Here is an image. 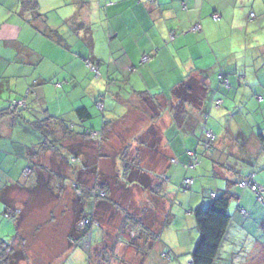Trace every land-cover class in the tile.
I'll list each match as a JSON object with an SVG mask.
<instances>
[{"label":"crops","instance_id":"obj_1","mask_svg":"<svg viewBox=\"0 0 264 264\" xmlns=\"http://www.w3.org/2000/svg\"><path fill=\"white\" fill-rule=\"evenodd\" d=\"M52 1L44 0L47 9H43L41 0H39V9L46 13L51 10L61 11L59 19L68 26L65 31L69 34L70 39L72 38L71 45L70 41L61 44V40L64 38L60 34L59 40L45 35L44 31L47 30L48 24L39 19L31 20L29 14H23L19 0H0V109L5 107L7 100L21 97L33 80L39 82L40 101L35 105L37 109L44 108L43 98H46L45 94L49 93L46 83L60 81L63 84L62 90L64 87H69L64 90V94L71 97L70 104L72 105L76 104V100L80 102L84 93L95 92V87L92 92H87L91 87V82L94 84V81L88 79L87 76L77 79L74 76V71H68L65 68V62L61 63L58 60V55L64 56L65 50L72 49V46L74 48L77 45L78 47L84 46L82 48L87 47L89 50L87 53L92 60L97 62L105 60L108 67L116 64V71L113 75L119 76L120 72L122 75L114 80L122 82L123 76L128 71L126 82L130 81L131 86L136 90H146L149 93L154 88H158L156 91L162 89L163 91L160 92L166 93L189 72L197 73L200 72V69L206 70L208 75L209 72L217 70V74L222 72L225 76L235 80L233 75H236L235 73L238 71L237 59L242 57L247 61L250 56L255 61L254 72L256 73L251 74L249 81L251 84L262 82L255 90L253 87L251 88V103L249 100L246 103L244 101L238 103L230 96L229 92L224 95L225 99L222 97L223 100L219 103H222L221 105H209L210 99L209 103H205L204 108L207 114L210 113V118L214 116L213 124L209 129L218 139L217 148L219 151H216L218 153L216 158H224L229 154L243 156L244 160L248 162L255 161L253 163L254 170L259 166L264 169V149L261 148L260 140L256 134L258 128L264 127V123L259 119L260 115H264V106H256L258 109L255 110L254 117L252 116L256 102L254 96H264V45L258 44L262 48L260 53L253 51L257 47L254 46L257 43L251 46L250 39L246 37L249 31L248 24L243 34L246 39L240 38V29L242 24L244 25V21L240 19V7H244L243 10L246 12L245 3H250L251 0H110L105 4L101 0H56L54 3ZM97 1L100 3H96ZM214 13L219 15L218 20L211 18ZM195 25H199L198 30H192ZM48 26L60 32L64 31V28L60 27L58 23H51ZM221 31L225 35L219 36L218 33ZM97 33H100L101 36L99 44L95 41ZM96 47H103V49L99 52L96 51ZM243 49L244 55L240 53V50L243 51ZM77 52H80L79 49L75 51V53ZM145 55H148L147 60L141 61ZM67 57L71 59L70 61H74L70 56ZM45 64L52 67L49 70L43 68ZM243 72L246 73V70ZM61 75L63 79H55ZM87 81L88 84L85 85ZM133 81L138 82V85L142 84L143 87H137L138 85H135ZM205 82L207 84L208 77ZM211 85H208L210 90H213L214 87L215 90L209 97L211 98L213 95L219 99L221 89L218 91L216 90L218 85L214 87ZM81 86L84 92L80 90ZM115 90L112 89L110 92H116ZM222 106H224V111L220 112L219 109ZM62 109L63 107L60 106V110ZM118 110L121 112L120 108ZM12 117H0V223L3 221L2 219L11 222L4 214L5 201L8 200V204L15 209L26 210L27 215L18 228L21 238L24 239L22 248L25 259L22 261L20 259L19 262H21L20 264H43L44 260L42 259V263H36L35 259L31 263L33 254L44 257L43 251H41L43 248L38 244H32L34 240L31 236L37 235H33V230H35L33 224L39 216L35 214L34 210L37 211L38 208L50 204L48 192L53 191V199L55 193L60 190L56 188L57 182L54 180L47 183L49 188L45 178L41 180V184L36 181L35 173L32 171L33 162L30 159L33 156H31L30 148L35 146L33 144L38 142L39 137L31 125L24 122L23 118ZM229 120H233L234 124L231 125ZM162 123L164 127L162 140L167 155L169 158L179 155L180 160L186 161L183 151L186 147L191 148L193 144L195 146V139H186L185 135L181 137L175 127L171 126L169 116H167V121H162ZM185 127L187 130H192L190 124ZM203 127L208 128L205 124ZM217 174L221 178H219L221 187L225 183L223 179L232 176L229 171ZM217 178L215 177V179ZM259 183L264 184V177L260 178ZM57 195L61 196L58 199L62 204L68 205L67 214L62 216L64 218L62 222L64 233L60 238L66 242L76 207L72 205L73 202L67 201L65 196ZM251 196L253 194L249 190H243L238 200L241 206H237L249 211L250 215L251 209L256 206L254 207L252 203L251 205L244 204V201H249ZM43 209L46 210L47 216L49 208ZM50 214L51 223L53 221L55 223L56 219H62L56 218L52 210ZM52 216L53 219H56L52 220ZM242 219L243 226H247L251 231L249 233L252 242H250L248 251L250 253L248 263L251 261V264H257L251 253V244L255 242L263 246L256 251L257 255L259 252L260 254L264 253V232L262 231L264 230V218L258 220L257 229L253 226L257 219L249 215ZM46 224L47 222L44 220L41 225L38 223L36 226L40 229ZM229 226L233 228L232 224ZM14 229V233L6 238L0 232V239H12L17 231L15 226ZM232 235L236 238L233 233ZM230 237H232L231 234L226 233L215 264H223L224 253L235 252V249L228 248L230 241L235 239L230 240ZM18 242V240H14L12 245L19 250ZM35 245V252L32 253L30 249ZM171 250H169V255ZM177 250L181 251L180 248ZM160 253L159 257L161 258Z\"/></svg>","mask_w":264,"mask_h":264},{"label":"trees","instance_id":"obj_2","mask_svg":"<svg viewBox=\"0 0 264 264\" xmlns=\"http://www.w3.org/2000/svg\"><path fill=\"white\" fill-rule=\"evenodd\" d=\"M38 1L39 0H19L21 11L23 14H29L31 20L39 19L45 23L47 17L46 12L40 11ZM211 18L213 20L219 19V17L215 19L212 16ZM46 27L47 30L44 31L45 35L59 40L58 30L52 29L49 26ZM84 57L87 58L85 59V65L93 71V78L96 76L100 77L101 75L99 74L98 67L102 60L97 62L89 57ZM88 63H90V65ZM255 73L256 72H251L253 75ZM235 74L236 78L234 81H236V84L233 87L248 86L247 79H245L247 78L246 73L237 71ZM207 77L208 73L206 70L200 69V72L197 73L189 72L185 78L181 79L169 90V94L160 91L149 93L146 90H136L131 84L125 87H129L127 90L128 94H124L122 93L121 84L127 79H122V82L114 79L110 80L111 78L107 75V77H104L107 84L110 81L119 84L118 88L115 90L116 92H113L114 96L111 95L116 102H119L121 105L120 107L111 105L107 107L106 94L102 95L101 93H98L93 101L96 110L99 112V115L96 114L100 119L98 127L86 125L88 120L93 119L95 116L84 104L72 109L75 120H71V117L69 118L67 115L63 114L50 115L46 106L37 109L35 105L40 101V96L38 95L39 82H37V80H33L30 83L21 97L7 100L5 107L0 109V117L20 116L21 119L23 118L24 122H28L33 130L37 132L39 140L36 144H33V146L35 145L34 147L30 148L31 156H33L30 160L33 162L32 171L35 173L36 181L41 184V180L45 178L47 184L51 180H54L57 182L56 188L60 190L55 194L65 196V185L67 183L65 179L68 177V181L72 188L71 190H73L72 199L76 202V204L73 202L72 205L75 207H77V205L79 206L77 217H74L75 219L73 218V223L68 232V245L70 247L75 245L76 242L88 233L93 225L97 224L100 226V229L102 230L101 232L104 236L103 241L105 240V243H102V241L100 245L105 246L95 251L94 248H97L98 245L96 247L87 248L88 264H104L103 262H108L109 259L107 256L116 255L115 252L118 240L123 239L119 233L112 235L107 234L109 235L107 238H110V240L105 239L107 233L105 226L104 224H101L98 217H95L94 210L97 202L107 203V205L110 203L112 206L117 205L116 202L110 201V196L113 194L111 172L102 171L101 174L99 170L95 169H97L96 160L107 159L106 154L103 153L102 150L106 148V142L108 139L107 135L112 129L113 123L120 118L124 119L132 113L137 116L136 118L138 120L136 134L132 137L138 147L141 145L147 147L153 146L154 142H147L146 137H151V139L153 137L155 138L156 133H153L152 130L155 131L156 128H159L157 123L163 120L166 113L170 117L171 126L173 125L175 127L177 132L181 134L180 136L183 137L182 135H185L186 139L193 138L196 143L195 146L193 144L191 148L186 147L183 151V154L186 156V161L180 160L178 157L179 155H175L174 158H168L167 164L161 167L160 172H156L153 178L149 176V170H146L144 167V158L139 154L138 148H135V154L131 155V157H129L127 153H123L120 157L122 162L119 167H121V169L117 167V174H115L114 179L116 178L117 182L119 179V181L124 184L125 188L134 184L141 185L142 190L150 193L152 198H158L165 203V200L167 199L166 194L168 193L165 189V185L171 182L167 172L171 165L180 166V169L188 172L189 170L196 169L200 158L201 162L205 160L204 156L210 158L212 165V168L210 169L216 171V174L219 172L226 173L227 171L232 173L231 177L223 179L225 183L221 191H210L207 193L209 201L206 205L200 203L192 210L195 227L198 230L199 236L190 253V262L191 264L216 263L219 248L231 223V215L228 212L229 205L231 201L237 202L239 200L241 195V193L239 194V189L249 188L239 186L240 182L249 180L250 183L256 184L254 181V175L256 173L254 174L255 170L253 168V163L255 161L253 163L248 162L244 160L243 156L229 154L224 158H216L218 156V153L216 152L218 150V139L211 129L203 127L205 120L208 117L204 106L205 103H209L210 99L211 102L209 105L219 106L222 104L219 103L220 101L222 102L223 98L220 95L219 99L213 95H211V98L209 97L215 89L210 90L208 83L206 84L205 82ZM217 83L218 87L216 90L218 91L220 89L228 90L231 87L230 78L225 76L222 72H218L217 74ZM261 83L262 82L259 81L255 85L259 87ZM53 84L56 86V89H61L63 87L61 82H55ZM207 91L209 92L207 93ZM228 93L229 92L226 94ZM233 97L234 96H232V98ZM254 97L256 102L254 104L255 109H253L254 111L252 112L253 117L255 115V110L258 109L256 106H264V96ZM20 101H22V103H18ZM98 104H102L101 108L97 107ZM119 108L121 109V112H119ZM244 110L245 109L243 108V111ZM203 113L204 115L202 116ZM259 119L264 123V115H260ZM198 123L200 125L199 127ZM187 124L192 125V130H187L185 127ZM162 133L163 132L161 131V136ZM256 134L257 138L260 140L261 148L264 149V127L262 126L261 128H258ZM156 136L160 139V136L157 134ZM128 144L125 147L126 150L129 146H132L130 142ZM93 147L95 152H97V155L94 153V155L91 156V150ZM162 150L165 153L166 150L164 148H162ZM165 155L168 156L167 153H165ZM91 157L93 160H91ZM238 162L246 166L244 174L241 169L238 168ZM67 173L70 175H67ZM185 178L192 179V183L187 187L184 184ZM193 183L194 178L192 176H184L175 187L178 191L186 192L190 190ZM257 186H264V184ZM47 187L49 188V185ZM234 189H237V191ZM263 193L264 190L261 192V196ZM52 194V190L47 193L49 199ZM65 198L67 199L66 196ZM87 198H89L93 204L88 210H85L84 208H86L85 204ZM7 201H5L6 209L4 214H6L10 221L15 224L14 226L17 231L15 235L12 236V239H0V264H17L16 262L20 259H25V253L22 248V245H24V239L21 238L18 228L24 221L27 212L24 209H15L13 206L9 205V201ZM255 201L264 205V200L263 202H260L255 199ZM159 205H155V210L152 208L153 212L148 208L146 209L145 206H142L141 208L135 207L130 200H123L116 207L118 208V214L120 213L125 217V221H127L126 225H128L130 230H137L138 233L146 235L143 238L144 241H147L146 245H144L142 250L136 251L137 254H139L136 255L139 258L138 264H143V261L147 257L146 251H149L153 244L152 242L158 235L156 227L160 223L161 214L166 212V206L164 205L162 208L156 207ZM131 206H134L133 208L136 209L134 212L131 211ZM261 209L259 210L256 208L255 210V208H252L251 215L249 211L245 210V213L254 217V219L261 220L264 218V208ZM164 214H166V218L169 217V213ZM142 216L145 217V221L144 219L142 220ZM85 219L88 223L82 226L81 222ZM143 223H145V225ZM253 226L257 229V225ZM138 237L140 236L138 235ZM14 240L19 241V250H15V246L12 245ZM140 252H142V254ZM163 253L171 259L169 252L161 251V257H164ZM1 258L4 259L1 260ZM120 260L124 262L123 258Z\"/></svg>","mask_w":264,"mask_h":264},{"label":"rangeland","instance_id":"obj_3","mask_svg":"<svg viewBox=\"0 0 264 264\" xmlns=\"http://www.w3.org/2000/svg\"><path fill=\"white\" fill-rule=\"evenodd\" d=\"M110 0H101L103 4L105 2H108ZM56 2V0H53L52 3ZM100 3V2H96ZM246 7V12H244L243 8L240 7L241 9V15L240 19L244 21V25L242 24V28L240 29V38L242 37L243 39H246L243 34L246 30V26L248 24L249 31L246 35L247 39H250L251 41V46H257L254 48L253 51H256L258 53L261 52L262 48L258 46V44L264 45V0H251L250 3H245ZM98 5V4H97ZM41 7L43 9H47L45 6L44 0H41ZM61 11H54L51 10L50 12L46 13V23L48 25H51V23H58L60 27L64 28L63 32H59L60 36H63V40H61V44L68 43L70 41V45L72 44V38L70 39L69 34L65 31L68 26H66L62 21H60L59 16H60ZM249 15V17H248ZM47 25V26H48ZM50 27V26H49ZM242 30V32H241ZM84 33V32H82ZM218 35H225L224 33L219 32ZM95 41L97 44H99V39L101 38L100 33L95 34ZM246 41V40H245ZM84 46L78 47V45L74 48L72 46V49L70 50H65V55L61 56L58 55V60L63 63L65 62V68L68 71L73 70L74 71V76L77 79H83L84 77L87 76L88 79H91L93 82H91V87L90 89L87 90V92H92L94 87L96 89L95 92L90 93H84L83 98H81L80 102L76 100V104L72 105L70 102L72 101L71 97L67 94H64V90L69 87H64V90L61 89H56L53 86V83H46L49 93L45 94L46 98H43V104L48 108V112L50 115H67L69 118L71 117V120H75V116L72 113V107H77L81 104H85L86 107L91 111L92 114H94L93 119H89L86 125H93V126H99L100 119L97 115H99V112L96 110L95 105L93 104L94 99L97 97L99 91L102 95L106 94V106L109 107L111 106H119L120 103L118 104L116 100L113 98L111 95L112 92H110L112 89H117L118 88V83L110 81L108 84L105 81L104 77H107L109 75V78H120L117 75H113L115 73L116 69V64H112L111 66H107L105 64V60L100 62V66L98 67L99 74L101 75L100 77L96 76L93 78V71H91L85 64V58L89 57V54L87 53L89 50L86 48H82ZM79 49L80 52L75 53V51ZM87 49V50H86ZM103 47L98 48L96 47V51H101ZM50 52V49H49ZM244 49L243 51L240 50V53L244 55ZM50 55V53H49ZM67 56H70L74 61H70L71 59H68ZM76 57V58H75ZM81 60V61H80ZM142 61V60H141ZM247 62V63H246ZM255 61L252 60L249 56L247 61H245L242 57L237 59V70L239 72H243L246 70L247 73V84L248 86H235L233 87L236 83V81L231 80V87L230 89H221V97L224 98V95L227 92H230V96H234L233 98L235 99L236 102L241 103L246 100H249L251 103V88L253 87V90L258 88L255 84H252L251 86V81H249V78L251 77V72L255 71ZM252 63V64H251ZM83 64V65H82ZM248 65V66H247ZM250 65V66H249ZM52 66H49V64H45L43 68L50 69ZM119 67V65H118ZM107 72V73H106ZM128 71L127 73L123 76L124 80L127 79L128 76ZM113 75V76H112ZM217 70H213L212 72H209L208 75V85L212 84L211 86H217ZM236 78V75H233ZM55 79H63V76H58ZM110 79V80H112ZM60 82V81H59ZM135 85H138V82L133 81ZM88 82H85V85H87ZM130 81L128 83L124 81V83L121 84L122 87V93L128 94V88H125L126 86H129ZM216 84V85H215ZM67 86V84H65ZM64 85V86H65ZM137 87H143L142 84H139ZM126 89V90H125ZM158 88H154L151 90V93H155L158 91H163L162 89L156 91ZM215 89V87H214ZM234 89V90H232ZM81 91L82 86H81ZM80 91V92H81ZM84 92V91H83ZM166 94H169V90L166 92ZM250 94L249 96H246ZM104 96V97H105ZM225 99V98H224ZM122 103V102H121ZM60 106L63 107L62 110H60ZM214 106V105H213ZM224 106L220 107L221 109L220 112L224 111L223 109ZM226 107V105H225ZM217 110V109H213ZM67 111V112H66ZM167 114L164 115V118L162 121H167ZM210 113L208 112V117L205 120L206 126L209 128L212 124V118L214 116L209 117ZM134 113L129 114L126 116L124 119L120 118L117 121L113 123L112 129L109 131V134L107 135V142H106V148L102 150L103 153L106 154L107 159L103 160H96V165L97 169L99 172L102 174V171H107L111 172V177H112V189H113V194L110 196V201L116 202L117 205L124 201H131L132 205L135 207L141 208L142 206H145L146 209L148 208L150 211H152V208L155 207L156 204H160L159 206L162 208L164 205L166 206V212H163L160 216V223L156 227V230L158 232V235L155 237V240L152 242V246L147 252V257L143 261V264H191L190 262V253L193 249L194 243L198 239V230L195 227V221L194 217L192 214V210L196 208L200 203H203V205L208 203L209 198L207 196V193L210 191H221L223 187L220 186L219 181H220V176H218L215 172L212 171L210 168H212L210 158L204 156V161L201 162V158L199 161L198 166L194 170H189L183 171L180 169V166H174L171 165L169 168L167 175L170 177L171 182L167 183L165 185V189L168 192L166 195L167 199L165 200V203L161 201L158 198H152L150 193L143 191L141 185H131L128 188H125L124 184L116 180L115 174L117 171V167L121 165V159L120 157L123 155V153H127L129 157L131 155L135 154V148L139 149V154L143 156L144 161L143 163L145 164L144 167L148 171V174L150 177H154L156 172H160V168L163 167L165 164L168 162L169 156H166L162 148H165V145L163 144L162 136H161V131H163V123L162 121H159L157 125L159 128L152 130L153 133H156L158 136H160V139L157 138L155 134V138L153 137H146V141H151L154 142L153 146L147 147L145 145H141L138 147V145L133 141V138L136 134L137 130V125H138V120L136 118ZM231 121V125L234 124L233 120ZM86 122V121H85ZM131 143L132 146H129L128 149L126 150V145L128 143ZM96 144V143H95ZM129 145V144H128ZM86 147V146H85ZM161 150H159V149ZM88 149V148H87ZM90 152V151H88ZM94 153L97 155V152H95L94 147L91 150V156L94 155ZM133 153V154H132ZM46 155V154H45ZM91 160L93 158L91 157ZM173 161V160H172ZM234 165V162H233ZM238 168L241 169L243 174L245 173L244 169L246 166L242 165V163L238 162L237 163ZM121 169V167H119ZM256 174L254 175V181L257 185H262V183H259L260 178L264 177V169L263 167L259 166L255 169ZM67 175H70L67 173ZM184 176H192L194 178V183L192 184L190 190L183 192V191H178L176 189V185L181 181V179ZM215 177H218L215 179ZM220 178V179H219ZM212 179V181H211ZM116 180V181H115ZM215 180V181H214ZM67 181L65 185V196L67 197V201L69 202H75L72 196L73 190H71V184L68 181V177L65 179ZM115 182V183H113ZM210 183V184H209ZM249 190L252 192L249 188H244V189H239V194L242 193L243 190ZM237 191V189H234ZM253 196L249 201H244L245 203H248L258 209H263L264 205H261L260 203H257L255 201L258 200L256 193L252 192ZM263 200H264V193L262 194ZM61 197V196H60ZM57 194L54 196L52 199V195L50 196V204L46 205L43 208H49V211L46 216V210L43 208H38L37 211L36 209L34 210L36 215L38 216V220L34 221V229L33 230V235L36 236H31L32 244H38L41 248V251L44 257H40L38 255H32L31 257V263H33L34 259L36 263H42V260H44L43 264H88L87 262V248L88 247H96L94 248L95 250H98L100 248H103L105 245H100L101 242L103 241V234L102 230L100 229V226L97 224L93 225L88 233L81 238L78 242L75 243L73 246H69L68 240L65 242L61 238L63 235V219L62 216L67 214V207L68 205L62 204L60 202V198ZM245 200V199H244ZM203 201V202H201ZM99 203V205H98ZM57 204V205H56ZM93 204V202L87 198L86 199V208L85 210H88L90 206ZM117 205L112 206L110 203H103V202H97L95 205V217L99 218L101 221V224H104L105 230H106V235L105 239L107 238V234H115L119 233L120 236L123 238L121 240H118L117 246H116V252L114 256H107L109 259L108 262H103L104 264H138L139 258L136 255V251L142 250L144 248V245H146L147 241H144L143 238L146 236L145 234H140L138 233L137 230H130L128 225H126L125 217H123L120 213L118 214L117 212ZM241 206V203H238V201H231L228 212L231 215V223L233 225V228L230 226L228 227V231L231 234L232 237H230V240L233 237L232 233L236 236L235 239L231 240L229 243V249L233 251H229L223 254V264H251V261L248 263L250 253L249 248H250V241L251 240V234L249 233L250 229L247 226H243L242 223H244L243 218H247V214L245 211L241 208H238L237 206ZM50 206V207H48ZM133 206V207H134ZM78 205L76 207L75 215L74 217H77V210H78ZM131 206V211L134 212L136 209ZM255 207V210H256ZM260 207V208H259ZM92 209V208H91ZM55 213L56 218L60 217V219H56V222L54 221L51 223L49 220V217H51L50 212ZM155 210V208H154ZM169 212H168V211ZM190 210V211H189ZM189 211V212H187ZM153 212V211H152ZM164 213H169V217L166 218V214ZM26 214V213H25ZM34 214V217L36 218V215ZM41 215V216H40ZM74 218V219H75ZM53 216H52V220ZM145 217L142 216V220ZM3 221L0 223V232L2 233L1 235H5L6 237H10L14 233V224L12 222H8L5 219H2ZM34 220V219H33ZM46 220L47 224L45 227H42L38 229L36 226L38 223L41 225V223ZM249 220V219H248ZM143 221V222H144ZM243 221V222H242ZM258 220L254 222V225H257ZM145 225V223H143ZM143 225V226H144ZM43 226V224H42ZM56 232H54V231ZM264 232V230H262ZM11 232V233H9ZM251 232V231H250ZM138 233V234H137ZM138 235L140 237H138ZM237 236H240V238H237ZM149 239V238H148ZM242 240V241H241ZM262 241V240H261ZM105 243V240L102 242ZM255 245V246H254ZM39 247V248H40ZM112 247V246H111ZM251 253L253 255V258L256 260L257 264H264V253L257 255L256 251L260 250L263 247L262 245H258L255 242L251 244ZM255 247V248H254ZM180 248L181 251H176V249ZM36 245L33 246L30 251L32 253L35 252ZM46 249V252H45ZM107 249V247H106ZM172 249V250H171ZM15 250H18L15 247ZM168 250H171L170 257L169 259L166 254L163 253V256L165 257H159V253L161 251L164 252H170ZM142 254V252H140ZM156 253V254H155ZM35 257V258H34ZM260 257L261 260H260ZM121 258L124 259V262L120 260ZM4 258H1V260ZM42 259V260H41ZM169 259V260H168ZM15 261V260H14ZM22 261V260H20ZM181 261V262H180ZM13 263V261H12ZM17 264H20L21 262L17 261ZM98 263V262H96ZM14 264V263H13ZM35 264V263H33ZM255 264V263H253Z\"/></svg>","mask_w":264,"mask_h":264},{"label":"built area","instance_id":"obj_4","mask_svg":"<svg viewBox=\"0 0 264 264\" xmlns=\"http://www.w3.org/2000/svg\"><path fill=\"white\" fill-rule=\"evenodd\" d=\"M213 18H218V14H212ZM199 29V25H195L192 27V30H198ZM147 59V56H143L142 57V61H145ZM90 65V63H88ZM18 103H22V101L18 102ZM102 104H98L97 107L101 108ZM209 135V132H208ZM192 183V179L191 178H185L184 179V184L186 185V187ZM239 186L241 187H249L250 190H252L254 193H256V196L258 198V200L260 202H263L262 200V196H261V192L264 190V186H257L256 184L250 183L249 180H245L239 183ZM86 223H88V221L85 219L81 222V225L84 226Z\"/></svg>","mask_w":264,"mask_h":264},{"label":"clouds","instance_id":"obj_5","mask_svg":"<svg viewBox=\"0 0 264 264\" xmlns=\"http://www.w3.org/2000/svg\"><path fill=\"white\" fill-rule=\"evenodd\" d=\"M147 58H148V56H147ZM146 60H147V59H146ZM146 60H145V61H146ZM244 211H245V210H244Z\"/></svg>","mask_w":264,"mask_h":264}]
</instances>
